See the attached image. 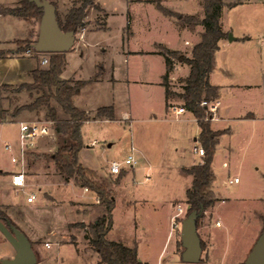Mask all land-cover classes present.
<instances>
[{"label": "rangeland", "instance_id": "rangeland-1", "mask_svg": "<svg viewBox=\"0 0 264 264\" xmlns=\"http://www.w3.org/2000/svg\"><path fill=\"white\" fill-rule=\"evenodd\" d=\"M19 1L0 0V10L7 6L14 7L18 5ZM76 1L78 0L57 1L58 12L62 18ZM102 2L108 6L109 14L104 9L88 7L83 27L87 29L101 28L108 16L111 30L103 33L102 37L110 49L107 53L102 51L97 53L96 49L95 52L93 50L91 56H88L87 62L83 63L84 72L82 70L78 72L82 75L90 69L95 58L100 56L107 62L112 51L118 47H125L126 51L128 46L136 50H151L153 47L151 38L148 37L149 33L145 31L153 24L150 25L147 15L138 17L135 15L138 14L137 11L132 12L130 27L135 30V33L129 36L127 33L129 15L126 3L123 1L121 4V0H103ZM253 2L254 6L251 10L248 9L246 15H241L240 12L231 15V24L234 25L236 33L246 29L253 35H264V20L260 14L262 12L264 15V9H259L256 6L259 2L261 3V0H253ZM170 5L173 4L170 3ZM40 19L41 16L31 20L36 23L37 27L35 42L38 38ZM25 27L22 19L12 15H0V39H15L10 42L0 41V50L5 52L11 48H17L19 45L16 38L24 36ZM137 28L140 31H136ZM183 54L192 56V52ZM45 55L49 60V55L47 53ZM115 59L117 58L115 57ZM118 59H120V63L123 60L121 56ZM180 60L179 58L175 59L177 63ZM79 62L78 58L76 62H72L71 66L79 67ZM128 67L130 73L134 76L136 74V77L146 75L155 79L162 69V64L156 57L139 55L129 57ZM174 73L171 76L172 90L179 94L182 92V83L179 80L183 77H181V73L175 75ZM216 78L214 75L212 79L232 82V75L231 78L224 76ZM122 93L124 96L132 97L134 112L132 118L134 120L127 122L122 119V115H118L119 117L114 118L115 120L107 123H88L89 120L84 122L82 134L85 146L79 151L78 160L85 167L96 170V179L105 180L114 192L116 207L113 211L114 229L110 233L112 239H121L128 245H132L136 241L141 259L151 264L170 260L173 250L177 259L169 261V264H188L181 258L184 250L181 243L182 223L173 230L174 236L168 240L166 246L165 243L169 230L173 228L171 216L176 212L178 205L184 208L183 218L187 215L189 205L186 202V192L192 186L193 176L186 173L181 166L191 163V157L195 160L202 159L199 154L193 152L196 143L194 137L199 131V126L195 122L175 121L173 112H166L162 89L157 85L139 83L129 87L127 83H123ZM37 95L35 91L25 88L15 87L4 90L2 92L4 115L11 118L10 114L17 107L31 103ZM242 96L239 98L245 99L246 102L252 103L256 99L254 94H250L248 97ZM169 104L170 106H183V98L179 95H172ZM151 109L157 113L159 118L165 115L168 120L135 121L139 117L147 116ZM96 111L97 109L89 112L91 120L108 118L107 116H97ZM189 115L187 113V116ZM47 116V107L37 110L26 109L19 114V121L41 120ZM18 138L17 125L0 126V160L11 164L12 167L15 165L11 161V152L5 149V145L10 141L17 149ZM230 138V136H224L222 146ZM68 140L66 136L54 130L51 135L40 141L35 150L30 151L27 155L26 173L39 175L42 178L39 180L44 182V190L47 192L42 194L38 191V197L34 203H28L27 193H23L24 203L27 207L23 210L24 215L21 216L27 224L25 225L24 220L18 218L21 216L16 214L15 208L4 210L12 213L27 232L33 233L32 237L36 240L30 239L34 249L49 242L51 246L46 248L47 252L51 254L49 264H98V255H96L98 253L90 246L87 236L90 233L88 225L101 214V207H98V204L75 201L80 199L83 190L79 186L68 185V183L75 182L77 185L80 183L75 177H68L67 174L60 172L54 160V154L63 144L70 142ZM94 140L97 142L91 145ZM133 145H136L139 150L132 149ZM222 146L217 153L214 169L218 174L217 184L222 185L223 193L229 198V201L223 207H218L216 211H213V215L209 216L210 229L213 235L218 238L210 264H223L224 262L232 264L238 255H242V248L248 241L249 231L243 211L250 208L249 197L254 185L252 174L258 172L254 169L255 165L259 167V171L264 169V134H259L257 141L247 148L243 145L232 152L228 149L222 151ZM130 154H133L137 160L134 167L124 165L125 169L122 173L112 174L110 172L111 163L113 161L124 162ZM64 159L66 163H69L70 155L65 154ZM224 161L228 162V167H223ZM122 174H124L123 178L119 180ZM236 176L240 182L230 183L229 179ZM147 177H149L148 180H146ZM235 195H239L242 200L236 202ZM231 206L232 210H230ZM11 220L13 221V219ZM217 221H221V224L218 225ZM15 225L18 226L16 223ZM35 232L38 237L35 236ZM57 242L76 244L80 260L76 259L72 245L66 244L62 249H58ZM204 250L198 264L207 262ZM37 264L46 263L39 261Z\"/></svg>", "mask_w": 264, "mask_h": 264}, {"label": "crops", "instance_id": "crops-1", "mask_svg": "<svg viewBox=\"0 0 264 264\" xmlns=\"http://www.w3.org/2000/svg\"><path fill=\"white\" fill-rule=\"evenodd\" d=\"M50 1L56 5L58 12V0ZM102 1L103 0H97L105 12L109 14L108 6ZM123 1L126 3V8L129 15V26L127 27L128 35L132 36L135 33V30L130 27V18H132V12L137 11L138 14L135 15L138 17L147 15V17H149L150 25L152 23L153 24L152 26L147 27L148 30L145 31L149 33L148 37L151 38L153 47L151 50H136L131 49L128 46L127 51L124 50L126 49L125 47H118L112 51V55L107 62L100 56L95 58L96 60L91 65L90 69L85 72L84 75H82L78 72L80 70L83 71V63L87 62L88 56H91V52L93 50V52H95L96 49L97 53H100V51L107 53V51L110 49V46L107 44V42L103 40L102 34L111 30V23L109 22L107 16L105 24L101 28L87 29L83 27L81 31L76 33L74 47L65 53L66 64L62 73V78L64 79H80L87 82L82 88L81 93L74 96L73 100L75 105L88 112L94 111L102 106H113L116 113L115 118H117L118 115H122L123 120L130 122L134 120L132 118L134 114L132 97L123 95L122 84L127 83L129 87L139 83L142 85L153 84L162 89V99L163 102L165 101L166 112H173L175 115L173 119L175 121L195 122L198 124V121L192 112L187 110L182 114H176L169 108V106H167L165 87L162 84L163 75L166 72V62L164 56L161 54V51L164 47H166L172 50H178L182 54L184 52H192L194 45L201 41L205 29L203 25L198 22L186 23L184 21V16L195 15L200 20H202L205 17L203 0H121V4ZM158 2H160V4L165 8L171 10L173 14H165L162 10H160V8H158ZM225 2L227 4L232 2L239 3L234 6L226 5L223 9V15L221 19L222 28L226 33H231L234 36V39L230 40L228 35L226 38H222L220 40L219 49L215 53L214 67L210 74L211 84L218 85L220 87V96L218 99L220 100V106L216 112L215 118L211 120V127L214 130H225V133L220 136V141L217 145L216 154L212 163V170L216 175V180L213 183V190L217 194L219 200L214 206L208 208L205 211L204 216L200 219L198 224V233L201 237V240H203L206 244V248L204 250V256H206L207 261L206 264L211 263V255L215 250L216 243L218 242V238L213 235V232L210 229L209 216L213 215V211H216L218 207H223V205L229 201V198L223 193L222 185L217 184L218 174L214 169L217 153L220 150V146H222V138L224 136L231 137L230 140L223 144L222 151L228 149V151L233 152L243 145H245L246 148L249 147L254 143V141H257L259 134H264V35H253L246 29H242V32L236 33L234 31V25L231 24V15L235 12H240L241 15H246L248 9L251 10L254 6L253 0H230ZM170 3L173 5H170ZM256 6H258L259 9H264V0H261V3L259 2ZM260 14H262V19L264 20L263 13L261 12ZM253 15L254 14L252 13L251 16L253 17ZM22 20L26 26V31L23 37L16 39L30 38L31 40H35L37 30L36 23L33 21H27L25 19ZM123 30H125V28H123ZM136 31H140V29L137 28ZM123 33L125 32L123 31ZM12 40L15 39H0L1 42H10ZM98 47L100 48L98 49ZM6 51L4 52V50H1L0 53V115L3 106L2 86H18L25 82H32V71L36 67L43 65L41 61L46 56L45 53H39L36 50H30V52H20L19 46ZM139 55H149L150 57H156V59H159L160 63L162 64V69L158 77L155 79H151L146 75L136 77V74L134 76V74L132 75L130 73L128 67L129 57ZM120 56L123 58L121 63L120 59H118ZM188 56L190 55L188 54ZM115 57L117 59H115ZM78 58L80 59L79 67L73 68V66H71L72 62H76ZM123 64L125 65L123 66ZM173 73L174 75L181 73V77L185 78L190 73V65L182 62L181 60L179 63L175 61V69ZM214 75L217 77L216 79H218L219 76L231 78L232 75V82L214 81L212 79ZM177 93L178 92H175L172 95H178ZM250 94H254L256 97L255 101L252 103L246 102L245 99L242 100V98H239L241 95H243L242 97H248ZM187 113L190 115L187 116ZM112 120L115 119H90L88 123L102 124ZM159 120H168V118L165 115L159 118L153 109L149 110L147 116L135 119V121L140 122H157ZM7 124H15L19 129V116L13 121L0 120V126ZM199 133L200 127L198 133L194 137V142H196L195 145L199 143ZM93 142L91 145L95 144ZM133 148L138 149L136 145H133L132 149ZM191 160V163L188 165H182L181 168H189L202 161V159L195 160L193 157H191ZM16 169H18L16 166L12 167L11 164L9 165L7 162L4 163L2 160H0V177L2 175L9 174ZM254 169L258 172L257 174H252L254 185L253 189H251V195L249 197L250 208L247 211H243L246 226L249 228L248 241L242 248V255H238V257L233 260L232 264H245V260L250 250L264 228V169L259 171V167H257V165H255ZM24 172L26 177V185L24 187H14L11 185L0 184V205L4 209L15 208L17 210L16 214L20 216L22 214L24 215L23 210L27 207L24 203L25 201L23 193H27V198L30 194L35 193L36 199L38 197V191H40L42 194L47 193L44 190V182L39 180L42 179L39 175H28L26 173V167H24ZM146 180L148 179L146 178ZM68 185L79 186L83 190L80 199H76L75 201L79 200L82 203L98 204V197L95 192L89 190L83 185H77L75 182H69ZM28 189L31 190L29 191ZM240 198L241 197L237 195L235 197V201L239 202L242 200ZM27 202L34 203L35 200L32 202L27 200ZM230 210H232V206ZM7 213L11 219H13V221L18 224V226H20L19 228L28 234L29 238L36 240L32 237L33 233L27 232L26 229L21 225L20 221L14 218L12 213ZM174 214L171 216V221ZM18 218L24 220L22 216ZM24 224H27L25 220ZM217 224H221V221H217ZM113 229L114 228H112L108 233V238L111 240L123 241L121 239H112L110 237V233L113 231ZM35 236L38 237L36 232ZM173 236L174 232L171 228V230H169L165 246L168 244V240ZM0 244V258H12L15 255L16 251L14 247L6 239L1 231ZM66 244L73 246L76 253V259L80 260V256L78 254L79 251L76 244L57 242V247L58 249H62ZM125 244L128 245L127 243ZM128 246H136L139 259L143 262L151 264L150 262L141 259L140 251L136 241H134L132 245ZM46 248L49 247L46 244H42L39 245L38 248H35V251L38 256V262L42 261V263L49 264L51 260V254L47 252ZM170 257V260H162L159 262V264H169V261L173 259V261H176L177 258L175 257L174 250L172 251V255ZM99 259L100 257L98 255L97 262ZM223 264H225V262Z\"/></svg>", "mask_w": 264, "mask_h": 264}, {"label": "trees", "instance_id": "trees-1", "mask_svg": "<svg viewBox=\"0 0 264 264\" xmlns=\"http://www.w3.org/2000/svg\"><path fill=\"white\" fill-rule=\"evenodd\" d=\"M78 3L80 4L78 5ZM238 3L227 4L224 0H203L205 17L202 20L195 15L184 16L186 23L198 22L205 29L201 41L192 50V56H185L178 50L166 47L161 51L166 62V72L163 75L162 84L165 87L167 106H170L168 101L172 94L175 93L171 85V74L175 69V59L179 58L182 62L190 65L189 75L179 80L182 83V92L177 94L183 98V106L195 115L200 127L198 141L205 149V154L202 156L200 163L189 168H183L186 173L193 176L192 186L186 192V202L189 205L187 215L194 210L200 212L203 209L197 219V225L204 216L205 211L214 206L219 200L213 190L216 175L212 170V163L220 136L225 133V130H214L211 127V121L207 119V108L202 106L201 102L203 100L219 99L220 87L211 84L210 74L214 67L215 53L219 49V42L222 38H226L229 35L222 28L223 9L226 5L234 6ZM157 6L165 14H173L171 10L162 6L160 2L157 3ZM88 7L103 10L96 0H78L64 18L57 12V18L62 30L75 31L77 33L85 24L84 17L87 15L86 9ZM42 13V9L29 0H20L18 5L3 7L0 10V15H12L27 21L38 19L42 16ZM16 42L20 46V52L35 51L33 47L35 41L30 38L16 39ZM47 54L49 55V64L47 66H38L32 71V82H25L18 86H2L3 91L17 87L35 91L38 95L31 103L17 107L10 114L11 118L4 115L5 110L2 109L0 120L13 121L17 119L23 110H37L41 107H47L48 116L45 119L53 120L56 132L70 140V142L63 144L54 154L56 166L60 172L67 174L68 177H75L80 185L95 192L98 197L101 214L88 225L90 233L87 236L90 246L100 257L98 264H149L139 259L136 246L131 247L123 241L108 238V233L113 228L114 223L113 211L116 207L114 192L105 180L96 179V170L85 167L78 160V153L85 146L82 127L84 122L91 118L88 111L75 105L73 98L81 93L87 82L80 79L62 78L66 64L65 52ZM96 115L107 116L110 119L116 117L113 106L99 107ZM65 154L70 155L71 160L69 163L65 162ZM123 175L119 177V180ZM0 220L5 223L15 224L1 205ZM201 243L204 250L206 244L203 240H201Z\"/></svg>", "mask_w": 264, "mask_h": 264}, {"label": "water", "instance_id": "water-1", "mask_svg": "<svg viewBox=\"0 0 264 264\" xmlns=\"http://www.w3.org/2000/svg\"><path fill=\"white\" fill-rule=\"evenodd\" d=\"M43 13L39 23V33L33 44L39 53H62L74 47L75 31H63L57 18V7L50 0H29ZM229 39L234 36L229 34ZM203 209L192 211L182 220L181 241L184 247L181 258L185 263L197 264L201 261L203 247L198 233L197 219ZM0 231L12 244L16 253L12 258H0V264H37L38 256L29 236L18 226L0 220ZM245 264H264V228L250 250Z\"/></svg>", "mask_w": 264, "mask_h": 264}, {"label": "built area", "instance_id": "built-area-1", "mask_svg": "<svg viewBox=\"0 0 264 264\" xmlns=\"http://www.w3.org/2000/svg\"><path fill=\"white\" fill-rule=\"evenodd\" d=\"M28 51L30 52V50ZM41 62L42 64H47L48 58L45 56ZM201 105L207 108V119L211 121L216 116V112L220 106V100H203ZM169 108L176 114H182L187 111L184 106L172 105L169 106ZM54 130V121L50 119L19 121V138L17 149L11 142H8L5 145V148L11 152L12 163H14L18 169L10 172L9 174L2 175L0 177V184H8L14 187H24L26 185L24 167L28 153L35 150L40 144V141L46 136L51 135ZM96 142L97 140H95L93 143ZM194 152L202 157L205 154V149L201 144H196L194 147ZM136 163V158L133 154H130L127 156L124 162L113 161L110 166V172L114 175H119L125 169L124 165L134 167ZM223 166L227 167L228 163L224 162ZM147 179H149V177H147ZM229 182L237 183L239 182V178H230ZM35 199V193L30 194L27 198L29 202H32ZM183 214L184 208L181 205H178L177 212L174 214L172 219V230L181 225L182 220L184 219L182 216ZM46 245L50 246L49 243H46Z\"/></svg>", "mask_w": 264, "mask_h": 264}]
</instances>
